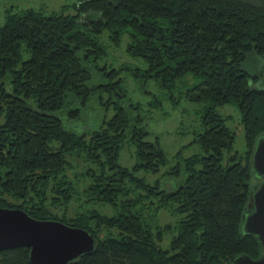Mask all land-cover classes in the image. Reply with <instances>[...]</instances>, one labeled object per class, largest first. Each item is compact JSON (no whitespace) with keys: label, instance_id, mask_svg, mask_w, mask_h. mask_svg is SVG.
I'll use <instances>...</instances> for the list:
<instances>
[{"label":"trees","instance_id":"obj_1","mask_svg":"<svg viewBox=\"0 0 264 264\" xmlns=\"http://www.w3.org/2000/svg\"><path fill=\"white\" fill-rule=\"evenodd\" d=\"M251 55L264 58V0H79L49 14L7 11L0 26V208L87 230L97 246L71 264L259 259L260 240L241 230L259 183L252 153L264 135V88L251 84L245 68ZM123 74L164 93L146 111L128 99ZM184 88L204 106L194 140L203 153L174 167L168 175L182 180L164 190L137 177L168 163L144 124L163 101L178 104ZM111 105V119L87 125L96 107ZM224 106L239 110L248 148L226 164L235 132L217 111ZM127 144L135 149L131 168L119 161ZM93 203L115 214L90 209ZM163 210L180 216L167 249L161 244L173 227L160 224ZM0 264H31L30 249L0 251Z\"/></svg>","mask_w":264,"mask_h":264},{"label":"rangeland","instance_id":"obj_2","mask_svg":"<svg viewBox=\"0 0 264 264\" xmlns=\"http://www.w3.org/2000/svg\"><path fill=\"white\" fill-rule=\"evenodd\" d=\"M79 0H0V26L5 24V16L7 11L12 10L14 13L24 9L45 10L47 14L51 12H58L63 6L72 5ZM73 13V11L71 12ZM105 35L103 39L105 40ZM126 44V42H124ZM124 45L119 48L123 50ZM111 54H116V57L123 58L124 62H132L134 65L143 68L140 60H134L126 57V53H120L114 48H111ZM245 68L252 75L251 84L258 89L264 88V58L257 55H251ZM124 79L128 91V99L135 104H142L144 110H149L148 104L153 100L154 96H159L164 93L156 83L150 82L147 84L134 81L133 77L127 74L121 75ZM182 98L178 104H173L170 100L163 101L161 109L152 111L148 114L145 121V126L150 133L147 138L148 141L158 140L161 147L167 154L168 163L162 167L158 173L146 172L144 170L137 173V177L144 178L146 183L151 186L158 185L161 189L172 190L175 189L182 180L174 178L168 173L173 170L183 159H187L194 155L202 154V150L197 143L194 142L196 132L202 130V118L204 115V106L192 102L187 97V89L182 91ZM180 89L176 92L178 96ZM104 100L107 96L104 95ZM218 113L226 118V125L235 132V142L231 152H225V161L232 160L234 156H243L248 148L245 140L244 128L241 124V115L239 110L234 106H224L218 108ZM115 111L113 105L106 110L105 107H96L88 118L87 125L102 123L104 120H109L113 117ZM96 119V120H95ZM4 123V117L0 118V124ZM135 149L130 145H125L120 156V164L131 168L136 164L134 156ZM255 180V179H254ZM71 214L78 211V204L71 206ZM90 209H95L102 214L113 216L115 211L110 205L91 204ZM180 216L172 215L168 211H161L159 213V220L162 226L170 225L173 227L172 232L165 235V239L161 244L163 249H167L172 238L177 234L175 227Z\"/></svg>","mask_w":264,"mask_h":264},{"label":"water","instance_id":"obj_3","mask_svg":"<svg viewBox=\"0 0 264 264\" xmlns=\"http://www.w3.org/2000/svg\"><path fill=\"white\" fill-rule=\"evenodd\" d=\"M250 166L259 183L251 191L241 230L258 237L263 255L257 260L241 255L232 264H264V135L256 140ZM96 246V238L87 230L37 220L24 210L0 208V251L28 248L31 264H71L91 254Z\"/></svg>","mask_w":264,"mask_h":264}]
</instances>
